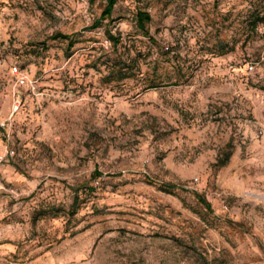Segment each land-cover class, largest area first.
Returning <instances> with one entry per match:
<instances>
[{
	"label": "rangeland",
	"instance_id": "obj_1",
	"mask_svg": "<svg viewBox=\"0 0 264 264\" xmlns=\"http://www.w3.org/2000/svg\"><path fill=\"white\" fill-rule=\"evenodd\" d=\"M105 6L0 0V264H264V0Z\"/></svg>",
	"mask_w": 264,
	"mask_h": 264
},
{
	"label": "trees",
	"instance_id": "obj_2",
	"mask_svg": "<svg viewBox=\"0 0 264 264\" xmlns=\"http://www.w3.org/2000/svg\"><path fill=\"white\" fill-rule=\"evenodd\" d=\"M89 1H90V3H93L96 0H89ZM101 1L105 2L106 6H105L100 18L93 25V28L101 27L103 22L106 20L111 22L113 19L115 7L118 3V0H101ZM151 21H152V18L148 12L143 11V10H139L137 12V15H136L137 26L146 36H149V30L147 29V25L150 24ZM109 37H110V40L114 43V45H117L119 43V39L116 38L113 34L109 33ZM52 39L53 40H59V39L60 40H67L68 41V50L72 49V47H74V45L76 44V41L74 40V38L72 36L64 35L61 33L56 34L55 36H53ZM127 78H129V76L127 74H125V75L121 76L120 79L124 80ZM154 87H156V86H152V88H154ZM230 158H231V154H227L223 158H220L219 165L225 166L229 162ZM94 175L96 177L102 176V174L100 172H97V171L94 173ZM175 189H177L175 186H166L163 188V191H165L166 193H172V191H174ZM182 189L184 191H187V192L193 194L195 196V198L198 200V202L202 206H204L208 212L213 213L212 208H211V204L206 200V198L203 195H201L195 191H192V190H187L186 188H182Z\"/></svg>",
	"mask_w": 264,
	"mask_h": 264
},
{
	"label": "built area",
	"instance_id": "obj_3",
	"mask_svg": "<svg viewBox=\"0 0 264 264\" xmlns=\"http://www.w3.org/2000/svg\"><path fill=\"white\" fill-rule=\"evenodd\" d=\"M250 70H253V67H250ZM19 84L20 85H24L25 84V78L21 77L19 80ZM3 127L5 126V124L2 125ZM4 162V158H0V165ZM5 190V186L4 184L0 181V192Z\"/></svg>",
	"mask_w": 264,
	"mask_h": 264
}]
</instances>
